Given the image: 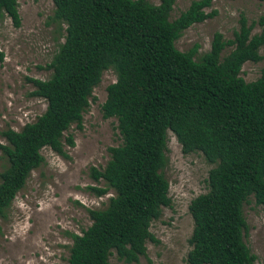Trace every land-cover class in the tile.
Masks as SVG:
<instances>
[{
  "label": "trees",
  "instance_id": "obj_1",
  "mask_svg": "<svg viewBox=\"0 0 264 264\" xmlns=\"http://www.w3.org/2000/svg\"><path fill=\"white\" fill-rule=\"evenodd\" d=\"M52 22L64 24L63 41L50 61L46 79L25 77L31 96L42 98L44 110L19 130L0 131V216L11 203L47 147L65 156L73 145L63 132L80 128L92 88L104 70L115 80L105 87L103 118L113 117L120 142L108 147L102 168L90 166L88 176L103 187L85 190L112 195L102 209H87L90 224L71 237L66 264H126L145 255L146 241L156 240L150 222L168 206L167 131L183 153L199 152L213 164L206 191L188 204L192 229L185 264H255L243 241L242 206L253 198L264 219V65L245 82L240 68L258 62L264 44V16L249 23L243 15L232 37L213 32L209 48L194 59L198 45L186 51L175 39L193 23L214 15L212 0H191L169 20L173 0H51ZM19 24L15 0H0V16ZM253 26L259 32L252 33ZM226 47L228 52L223 54ZM2 52L0 51V60Z\"/></svg>",
  "mask_w": 264,
  "mask_h": 264
},
{
  "label": "rangeland",
  "instance_id": "obj_2",
  "mask_svg": "<svg viewBox=\"0 0 264 264\" xmlns=\"http://www.w3.org/2000/svg\"><path fill=\"white\" fill-rule=\"evenodd\" d=\"M19 24L0 16V131L7 127L19 130L31 122L45 108L42 98L29 94L32 85L25 77L46 79L50 70L38 68L47 64L63 41L64 24L52 22L51 0H15ZM157 4L158 0H147ZM191 0H173L169 20L184 10ZM211 17L193 23L175 39L174 47L188 50L198 48L194 59L208 50L213 32L224 39L232 37L237 20L243 15L247 22L264 16V0H212L206 12ZM253 26L251 32H259ZM226 47L223 54L228 52ZM264 56V44L258 49ZM264 60L246 61L239 76L245 81L260 75ZM115 80L114 73L104 70L100 81L92 88L88 106L81 114L80 128L71 124L63 135L70 134L73 145H64L65 156L47 147L40 150L42 163L32 169L23 187L0 216V264H66L71 237L80 234L89 224L87 209H102L113 193L108 190L97 197L84 189L88 185L103 187L88 176L90 166L102 168L108 159V147L119 144L113 117L103 118L100 105L105 87ZM0 143H5L0 135ZM166 164L162 173L168 183L170 203L152 220L149 231L156 240L146 241L145 255L137 264H185L192 229L188 212L190 200L206 191L207 173L213 164L206 162L199 152L183 153L174 135L167 131ZM5 160L0 151V170ZM245 229L242 238L255 256V264H264V219L253 198L242 206ZM110 264H126L109 257ZM135 264V263H132Z\"/></svg>",
  "mask_w": 264,
  "mask_h": 264
}]
</instances>
